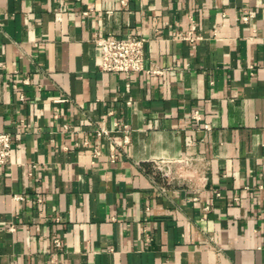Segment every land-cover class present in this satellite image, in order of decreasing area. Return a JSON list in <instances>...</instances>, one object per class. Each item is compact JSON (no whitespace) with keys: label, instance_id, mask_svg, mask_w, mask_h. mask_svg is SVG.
<instances>
[{"label":"crops","instance_id":"0c3cea01","mask_svg":"<svg viewBox=\"0 0 264 264\" xmlns=\"http://www.w3.org/2000/svg\"><path fill=\"white\" fill-rule=\"evenodd\" d=\"M0 131V264H264V0H0Z\"/></svg>","mask_w":264,"mask_h":264},{"label":"built area","instance_id":"2783aa9c","mask_svg":"<svg viewBox=\"0 0 264 264\" xmlns=\"http://www.w3.org/2000/svg\"><path fill=\"white\" fill-rule=\"evenodd\" d=\"M129 0H120L121 6H126ZM255 16L254 11H246L243 20L248 21ZM185 39L193 40L191 34L183 36ZM94 42L101 51L100 68L108 72L132 73H162L157 68L146 67V43L147 39L143 35L129 34L125 37L109 34L107 36H96ZM195 120H200L198 112L194 115ZM127 129V125H124ZM107 133L105 128H101L99 134ZM13 154V136L10 132L0 131V166L11 161ZM208 208V207H207ZM56 246H61V240H55Z\"/></svg>","mask_w":264,"mask_h":264}]
</instances>
